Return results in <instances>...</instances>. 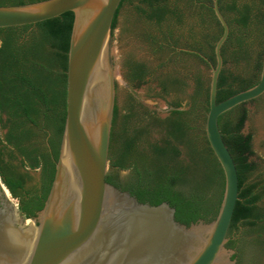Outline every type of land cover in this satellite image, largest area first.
I'll list each match as a JSON object with an SVG mask.
<instances>
[{
  "label": "trees",
  "instance_id": "trees-1",
  "mask_svg": "<svg viewBox=\"0 0 264 264\" xmlns=\"http://www.w3.org/2000/svg\"><path fill=\"white\" fill-rule=\"evenodd\" d=\"M40 1L44 0H0V6ZM123 3L134 7L132 32L136 38L145 42L162 61L160 67L167 69L156 77L161 89L158 96L174 94L177 98L169 118L151 119L141 130L130 126L136 113L129 106L119 127L111 131L108 167L132 170L133 184L121 191L129 192L139 203L151 206L166 203L175 210V220L186 226L198 221L212 222L223 199L225 179L205 137L209 83L188 62L197 61L209 68L210 64L215 65L214 46L222 27L214 15L213 0H121L112 21V32ZM218 7L230 30L221 52L223 69L216 95V101L220 102L259 80L264 61V0H218ZM73 18V13L66 12L33 25L0 28V115L6 114L11 125L4 138L10 147L17 146L12 133L19 132V138L27 141L34 137L35 129L54 132L61 144ZM185 50L199 52L206 60ZM227 64L234 71L227 70ZM127 68L128 79L138 84L146 76L156 74L147 64L133 60H128ZM188 80L193 81L194 89L188 108L183 109L178 96L184 92ZM257 101L264 103V94L248 103ZM246 104L223 113L217 121L235 163L239 186L225 247L234 252L231 260L235 264H258L264 255V168L250 160L252 135L242 132L247 118ZM25 124L30 128L23 130ZM154 129L161 134L160 144L147 138ZM50 144L54 147L52 140ZM20 155L28 161L30 169L39 166V160L29 163L25 153ZM55 155L58 159L59 151ZM6 157L12 159L11 153ZM5 165L0 159V183L14 198L32 196L33 192L25 189L21 180L8 176ZM105 181L117 187L111 176ZM48 193L44 185L40 196L31 197L37 212L43 209ZM18 210L25 218L35 217L21 203Z\"/></svg>",
  "mask_w": 264,
  "mask_h": 264
},
{
  "label": "water",
  "instance_id": "water-1",
  "mask_svg": "<svg viewBox=\"0 0 264 264\" xmlns=\"http://www.w3.org/2000/svg\"><path fill=\"white\" fill-rule=\"evenodd\" d=\"M121 0H44L0 6V28L37 24L73 13L67 57L66 119L55 175L34 224L35 238L22 246L24 219L7 202L0 183V264H235L225 247L238 201V175L218 127V117L264 94V61L258 82L216 101L229 26L213 0L222 27L210 64L205 136L225 179L216 218L189 226L162 203H139L105 181L113 109L115 68L112 21ZM188 51V50H185ZM206 60V58H204ZM13 236V237H12ZM29 245V244H28Z\"/></svg>",
  "mask_w": 264,
  "mask_h": 264
},
{
  "label": "rangeland",
  "instance_id": "rangeland-1",
  "mask_svg": "<svg viewBox=\"0 0 264 264\" xmlns=\"http://www.w3.org/2000/svg\"><path fill=\"white\" fill-rule=\"evenodd\" d=\"M135 19L136 14L133 5L124 3L118 12L116 27L111 36L114 55L113 64L115 68V103L118 113L117 125H119L122 116L128 112L129 105L132 101L142 104L145 109L151 111L157 110L162 117L165 116V109L158 96L153 78L129 87H127L124 82L128 60L146 62L156 70V74L165 69L160 67L162 61L158 60V58L151 53L147 44L136 38L135 34L132 32ZM188 63L193 66L194 72H198L202 79L209 83L211 72L208 66L197 61L194 62L193 60H190ZM171 66L172 64L170 63L169 68ZM226 69L234 71V67L231 64H227ZM193 89V81L188 80L184 92L178 96L183 109L188 108L189 97L192 95ZM169 98L174 100L177 96L171 94ZM245 108L247 110V118L242 132L252 135L251 149L253 156L250 160L256 162L260 168H264V103L262 101L247 103ZM160 137L161 134L158 130L154 129L150 132L148 140L154 143L158 141ZM184 158L185 152L181 148V159ZM7 202L17 209L16 201L13 198L9 196ZM258 264H264V255L260 258Z\"/></svg>",
  "mask_w": 264,
  "mask_h": 264
},
{
  "label": "flooded vegetation",
  "instance_id": "flooded-vegetation-1",
  "mask_svg": "<svg viewBox=\"0 0 264 264\" xmlns=\"http://www.w3.org/2000/svg\"><path fill=\"white\" fill-rule=\"evenodd\" d=\"M189 52L196 53L200 57H202L203 59L205 58L199 52L191 51V50ZM137 62L147 64L149 67H151L146 62H141V61H137ZM165 71H167V69L162 70L160 73H157L153 77L146 76L144 78V81L147 79L153 78V80L155 82V88H156L158 94L161 92V89L159 86V79H157L156 77H159ZM127 74H128V68L126 71V75L124 77V82H125L126 86L129 87V86L137 85L138 82L130 81L127 77ZM170 95L171 94H168L165 97H160V99L163 103V107L165 109V112H164L165 116L164 117H162L161 114L157 110L151 111V110L145 109V108H143L142 104H138L137 102L135 103V101H132L129 106L132 107V111H133V113H136V115L134 116V118L131 119L130 126L133 129L141 130L146 126L148 121L151 119H167V118H169L171 113L175 109L173 107L174 100L169 98ZM114 112H116V115H114ZM128 112H126V113H128ZM123 116H122V118H123ZM122 118L119 121V125L122 121ZM117 122H118V113H117V107H116V103H115L114 109H113L111 131H112L113 127H116V128L119 127V125H117ZM4 124H6L7 126L2 127ZM27 128H30V125L25 124L22 129L24 130ZM10 131H11V125L8 123V116L6 114H1L0 115V138L2 140V143L0 144V159L3 160L4 164H6L5 166H6V172H7L8 176L11 178L13 177V178H17V179L21 180L24 184V188L27 190H31L33 192L32 196H37V197L40 196L41 189L43 188L44 185L46 187H48V189L50 191L52 181H53L54 175H55V167H56V161H57L55 151L56 150L59 151L60 138L57 135H55L54 132H51L49 130H46V132H42V131H38L37 129H35L34 137H32V138H30V140L26 141L24 139H20L19 134H18L19 132H16V133H12V135L14 136L13 137V140L15 141L14 144L16 143L17 146L16 147H13V146L10 147L4 141V138L10 133ZM147 138H149V135ZM161 139H162V137H160V139L158 141H156V143L160 144ZM50 140L53 141L54 147L51 146ZM20 152H23V153H25V155H27V157L30 160L29 163H33L35 161V159L39 160V162H40L39 166L36 169H30V167L28 165V161L26 159H24V157L22 155H20ZM7 153H11L12 159H8L6 157ZM107 176H111L112 181L115 184H117V187L114 184H110V185L115 187L116 189H118L120 191H121V189H123L125 187L131 186L133 184V181H134L133 173H132L131 169H123V170L116 169V168L109 169L107 174H106V177ZM17 191H19V190H17ZM8 192H9V196L16 201L17 209L19 208V205L21 203V205L23 207H25L26 209H29L32 213H34L35 217L25 218L19 212L20 215L24 219H30L31 222L35 221V225L38 224L37 217H38V213L40 211L37 212L35 210V203L32 201V198H31L32 196H25L23 198H21L22 196L21 197L19 196L17 198H14L11 195L9 190H8ZM123 192H127V191H123ZM20 193L22 194V191H20ZM127 193H129V192H127Z\"/></svg>",
  "mask_w": 264,
  "mask_h": 264
},
{
  "label": "bare ground",
  "instance_id": "bare-ground-1",
  "mask_svg": "<svg viewBox=\"0 0 264 264\" xmlns=\"http://www.w3.org/2000/svg\"><path fill=\"white\" fill-rule=\"evenodd\" d=\"M7 198H9V195L7 194ZM14 209H16L15 207H13ZM24 231H23V235L20 237L13 235V240L16 241L19 244H22V246H30L31 245V241L27 244V240H29L30 238L33 240L35 238V232H34V224L31 221H26L23 225Z\"/></svg>",
  "mask_w": 264,
  "mask_h": 264
}]
</instances>
